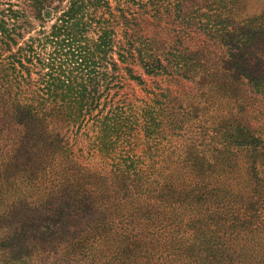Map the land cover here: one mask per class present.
<instances>
[{
    "label": "trees",
    "instance_id": "obj_1",
    "mask_svg": "<svg viewBox=\"0 0 264 264\" xmlns=\"http://www.w3.org/2000/svg\"><path fill=\"white\" fill-rule=\"evenodd\" d=\"M235 1L0 0V252L21 264H264V132L243 96H264V73L239 53L219 77L201 43L144 31L174 12L186 36L233 55L264 43ZM136 66L195 82L207 107L146 87ZM129 80L145 95L128 96ZM217 95L239 108L208 115Z\"/></svg>",
    "mask_w": 264,
    "mask_h": 264
},
{
    "label": "rangeland",
    "instance_id": "obj_2",
    "mask_svg": "<svg viewBox=\"0 0 264 264\" xmlns=\"http://www.w3.org/2000/svg\"><path fill=\"white\" fill-rule=\"evenodd\" d=\"M112 4H114V2H112ZM234 9L242 20L246 21L251 19L257 22L258 26L264 28V0H236ZM45 16L48 18L50 14L47 15L45 13ZM163 16L164 17L160 21L150 19L149 24L146 26L147 29L144 30L147 33L146 35L155 36L160 41H164L167 46H171L172 44L178 45V42L182 41L184 47L189 46L190 48H197L201 43V46H204L207 65L214 71H217L219 77H224V71L229 75L228 69L231 68V65H234L233 62L235 61V57H238L239 53L243 54L245 64L248 65L249 69L252 70L254 74L264 73V43L262 41L251 42L241 51H239V49H234V56L229 52L228 47L219 40L210 39L203 34L199 36L196 33L192 34V36H186V32L184 31L187 29L179 25L178 22H180V19L174 12H170L169 14L164 13ZM260 33L263 35L264 39V29H262ZM136 70L145 80L146 87H156L157 84L162 87H169L172 94L177 95L178 101L179 99L185 102L190 101L191 103H199L200 106L207 107V98H201L202 92L200 93V91L204 92L205 90H202V88L198 89V85L195 82L183 78L166 80L163 77H151L146 75L143 69L138 66H136ZM244 88L246 89L243 93L246 100V121H248L254 129L264 132V96L250 91L247 86ZM123 91L126 92L128 96L137 95L138 97H142L145 95L141 86L134 80L127 81ZM207 91L209 92V89H207ZM238 108L239 106H237L234 99L226 100L217 95L216 98L213 99L212 106L207 109V114L214 116L224 111H236ZM139 136L141 135L139 134ZM0 232H3V230H0ZM21 255L22 253L3 254L0 252V264H21V261H23L19 260L23 259Z\"/></svg>",
    "mask_w": 264,
    "mask_h": 264
}]
</instances>
